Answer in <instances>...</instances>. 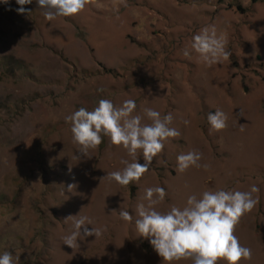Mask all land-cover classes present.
I'll return each mask as SVG.
<instances>
[{"label":"rangeland","instance_id":"rangeland-1","mask_svg":"<svg viewBox=\"0 0 264 264\" xmlns=\"http://www.w3.org/2000/svg\"><path fill=\"white\" fill-rule=\"evenodd\" d=\"M19 7L0 3V254L18 255L19 264H163L135 226L146 188L165 189L158 210L167 212L206 190L256 185L258 202L234 234L252 250L239 264H264V0H92L53 21L36 0L23 6L28 14ZM204 26H215L231 53L211 67L191 51ZM101 99H133L134 114L152 108L174 117L180 137L169 138L138 183L106 178L131 160L108 137L90 158L73 142L65 117ZM217 109L227 127L210 134L207 116ZM191 150L207 171H177V156ZM69 215L87 216L102 235L68 247Z\"/></svg>","mask_w":264,"mask_h":264},{"label":"clouds","instance_id":"clouds-1","mask_svg":"<svg viewBox=\"0 0 264 264\" xmlns=\"http://www.w3.org/2000/svg\"><path fill=\"white\" fill-rule=\"evenodd\" d=\"M39 8L44 9L47 20L57 17L76 16L92 3V0H36ZM8 4L9 0H0ZM20 6L18 14H28L24 5L32 0H16ZM227 39L218 36L215 26H204L193 35L191 51L195 52L207 66L229 59L231 53L227 50ZM183 56L191 59L188 48L183 50ZM104 91V89H98ZM137 105L135 100L126 99L119 106L110 99H101L93 110L83 107L65 117L71 125L73 142L78 144L79 152L90 158L89 151L95 150L108 137L110 143L126 150L131 160H122V170L107 173L106 178L114 180L121 186L139 182L147 173L155 157L159 156L169 138L180 137V132L171 127L173 115L161 113L152 108L143 109L144 115L134 114ZM150 123H143L144 118ZM210 124V134L224 130L227 127V115L217 109L207 116ZM188 121H185L187 124ZM142 155L143 163L139 162ZM77 158V157H76ZM202 153L191 150L177 156V171L183 173L191 167L203 168L207 171L210 165L201 164ZM105 178V177H104ZM103 178V179H104ZM75 184L68 185L72 191ZM260 191L252 185L248 191L240 190H206L197 197L188 196L183 207L172 205L167 212L158 210L167 192L161 186L148 187L144 190L141 202L135 212L136 230L139 236L149 239L163 264H173L181 260H191L192 264H239L240 261L251 260L252 250L242 246L234 234L241 218L251 212L258 200L254 194ZM120 218L132 222L133 216L128 210L121 209ZM73 222V231L63 238V243L72 249L79 247L78 240L88 236L99 238L102 229L87 227L92 224L87 216L69 215L65 222ZM0 264H19V256H13L5 251L0 254Z\"/></svg>","mask_w":264,"mask_h":264}]
</instances>
